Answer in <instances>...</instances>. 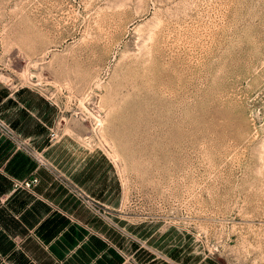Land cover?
I'll list each match as a JSON object with an SVG mask.
<instances>
[{"label":"rangeland","instance_id":"obj_1","mask_svg":"<svg viewBox=\"0 0 264 264\" xmlns=\"http://www.w3.org/2000/svg\"><path fill=\"white\" fill-rule=\"evenodd\" d=\"M0 57L53 144L0 209V264H264V0H0Z\"/></svg>","mask_w":264,"mask_h":264},{"label":"crops","instance_id":"obj_2","mask_svg":"<svg viewBox=\"0 0 264 264\" xmlns=\"http://www.w3.org/2000/svg\"><path fill=\"white\" fill-rule=\"evenodd\" d=\"M36 106L32 103L30 88L25 86L13 88L0 84V209H4V207L11 209L30 207V194L23 191V188H16L15 183L24 182L36 175L35 173L31 174V146L34 151L42 154L41 150L44 154L53 145L49 139L48 129L50 114H47L42 106ZM4 127L7 128V131L10 130L15 134V137L7 135L3 131ZM81 188L84 189L87 195L97 196L95 192L90 193L88 188ZM3 214V212L0 213V218ZM135 248L137 249L138 246ZM74 252L75 255H70L68 256L70 258L60 261L52 260V258L41 260V256H50L48 254L50 252L45 249H13L7 252V256H28L36 264H125V261L123 263L124 258H130L129 255L125 257L119 252V256H117V251L111 248L92 251L76 250ZM180 253L182 252L176 251L172 254V257H176L175 259L170 258V261L166 260L167 262L163 261L161 263L207 264L205 260L193 261L187 259L186 261L180 257ZM165 257L170 256L166 255ZM132 259L138 263L145 262L136 258ZM211 264L216 263L211 261Z\"/></svg>","mask_w":264,"mask_h":264},{"label":"built area","instance_id":"obj_3","mask_svg":"<svg viewBox=\"0 0 264 264\" xmlns=\"http://www.w3.org/2000/svg\"><path fill=\"white\" fill-rule=\"evenodd\" d=\"M1 58V57H0ZM0 70H2V63L0 61ZM6 128V127H4ZM39 182V178L37 176H32L31 179L24 181L21 185L29 190H31L37 183ZM125 264H148L147 262L138 263L134 259L126 258Z\"/></svg>","mask_w":264,"mask_h":264}]
</instances>
